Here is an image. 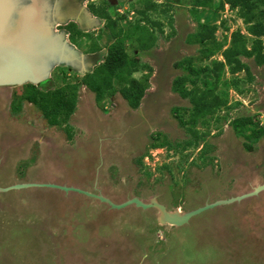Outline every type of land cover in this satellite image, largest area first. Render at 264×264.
<instances>
[{"label":"rangeland","instance_id":"374dc122","mask_svg":"<svg viewBox=\"0 0 264 264\" xmlns=\"http://www.w3.org/2000/svg\"><path fill=\"white\" fill-rule=\"evenodd\" d=\"M85 1L89 6L102 2ZM184 1L174 5V21L164 23V34L155 28L153 34L159 36L147 52L141 47L150 43V30H124L129 31L124 39L128 53L134 51L153 68L150 87L138 108H131L119 93L97 103L95 93L82 85L76 110L67 122L55 126L47 123L40 108L21 98L29 84L0 87V140H13L0 165V186L53 182L58 174L62 179L57 183L100 192L116 203L133 196L146 201L155 197L170 211L186 212L264 183V135L248 139L232 124L234 119L251 117L256 129H264V67L253 58L243 57L253 71L252 79L245 71L236 74L243 93L232 86L228 91L221 87L230 77L228 72L215 90L222 98L229 93L230 108H220L213 115L219 120L212 118V122L219 126L210 128L209 147L201 139L183 147L185 141L196 139L178 119L188 118L191 104L171 88L180 73L174 62L199 50V45L185 41L196 29L197 16ZM133 5L139 6V1L112 3L113 19H120L125 27L136 22L139 17ZM221 16L231 28L220 29L219 39L239 26L245 31L243 20L229 6ZM100 20L97 28L68 35L83 52L91 42L88 33L103 47L94 54V67L104 60L114 40L109 32L100 35L106 22ZM67 68L55 67L43 89L62 86L64 73L72 82L80 79L81 74ZM176 106L184 108L174 111ZM195 128L204 130L200 118ZM158 133L175 147L152 148ZM151 149L152 156L147 153ZM0 212L21 215L12 221L11 229L0 228V264H264V191L205 210L181 226L160 223L155 208L113 209L94 197L41 187L0 192Z\"/></svg>","mask_w":264,"mask_h":264},{"label":"trees","instance_id":"16d2710c","mask_svg":"<svg viewBox=\"0 0 264 264\" xmlns=\"http://www.w3.org/2000/svg\"><path fill=\"white\" fill-rule=\"evenodd\" d=\"M138 1L139 6L133 5L132 9L139 18L136 22L130 23L126 27L119 24L120 19H113V13L110 10L112 3L109 0H102L99 6L90 3L89 7L93 13L106 21L100 31V35H103L104 32H109L114 39L109 45L104 60L97 64L91 72L80 76V79L78 81L74 80V82L68 77L67 73H64L62 75L63 84L57 88L48 87L46 89H39L35 85L27 83L30 88L21 98L28 100L40 108L49 125H60L70 119L76 110L79 90L82 85L95 93L97 103L105 100L107 96L110 97L119 93L131 108L140 107L144 95L150 87L153 68L148 64L142 63L134 55V51L133 54L128 53L125 40L129 36V31L125 32L124 30L127 27L141 31L148 29L153 34L155 28H157L160 34H164V23L165 25H172L174 16L170 12L174 5L180 3V0ZM215 1H184V4L193 7L197 16L196 29L187 35L186 41L187 43L199 45V50L197 55L184 56L174 62V67L179 69L180 73L174 77L171 88L173 92L182 98L189 99L191 104L188 118H182L180 115L178 119L181 126L191 131L193 137L196 139L185 141L183 147L190 144L195 145L198 139L205 140L203 141L205 147H209L208 136L211 133L210 128L213 125L219 126L215 122L219 118L213 115L220 108H230L228 107L229 93H226L223 98L215 93V90L219 89V82H221V78L225 75V72L230 73V77L222 81L221 87H224L228 91L230 86H232L235 89L237 88L238 92L243 93L244 89L240 88L239 85L241 80L236 74L245 71L248 79H252L253 77V71L249 63L244 61L243 57L253 58L258 66L264 67V0H219L218 5H215ZM227 4L229 9L235 11L237 16L243 20L247 34L243 33L242 29L239 28L232 31L229 36L226 34L223 39L218 40L216 32L220 28L224 32H228L231 28L228 20L223 19L221 16ZM113 7L116 8V6ZM122 18L126 19V16H122ZM219 20L220 24L217 23ZM68 28L70 36L73 33H86L80 30L74 22L70 23ZM88 34L91 42L87 52L95 53L101 50L103 47L94 40L93 35ZM157 36L159 34L150 35V43L141 47L143 51L147 52L155 47ZM154 37L156 39H153ZM229 37L230 41L228 43ZM226 44L228 45L224 48ZM218 55H222L223 59L220 60ZM68 71L72 72L69 69ZM135 72H142L141 77H135ZM48 82H51V80H48L46 83ZM224 88L223 90H225ZM183 108L176 106L173 110L180 111ZM208 114H210L209 118L211 120L206 117ZM199 118L202 121L204 130L195 128ZM212 118L215 119L214 122H212ZM232 124L239 134L248 139L251 135L255 136H253L255 140L264 135V129H256V124L251 117L234 119ZM173 146L175 147L161 133H158L156 136L154 135V141L151 144L152 148L165 147L173 149ZM151 151L152 149L147 153L152 156ZM202 157L204 159L207 158L205 154Z\"/></svg>","mask_w":264,"mask_h":264},{"label":"water","instance_id":"95a60500","mask_svg":"<svg viewBox=\"0 0 264 264\" xmlns=\"http://www.w3.org/2000/svg\"><path fill=\"white\" fill-rule=\"evenodd\" d=\"M112 1L115 3L117 0ZM68 5V0H0V87L27 83L45 84L57 66H67L70 71H77L81 75L91 72L95 65L94 53L78 49L68 40V31L56 27L73 21L80 30L88 32L97 28L101 20L83 4L77 6L75 12H71ZM31 186H50L65 192H77L105 202L113 209L130 205L142 209L155 208L159 212L160 223L175 226L188 223L192 217L205 210L240 202L264 191V183H261L245 193L206 202L186 212L179 209L170 211L155 197L146 201L133 196L116 203L100 192L93 193L65 184L17 183L7 187L0 186V192Z\"/></svg>","mask_w":264,"mask_h":264},{"label":"flooded vegetation","instance_id":"af4514ba","mask_svg":"<svg viewBox=\"0 0 264 264\" xmlns=\"http://www.w3.org/2000/svg\"><path fill=\"white\" fill-rule=\"evenodd\" d=\"M111 3L113 2L112 0H109ZM68 2H69V7H70V9H71V12H75L76 11V8H77V6H79L80 4H83V5H85L88 9H89V4L87 5L85 2V0H68ZM85 3V4H84ZM91 11V10H90ZM92 12V11H91ZM73 14H75V13H73ZM97 16V15H96ZM73 21H69L67 24H64L62 27H58V29H66V30H68L67 28H66V26H69V24L70 23H72ZM68 32H69V30H68ZM34 85V84H33ZM46 84H42V85H35L36 87H38L39 89H43V87L45 86ZM14 86H19V85H14ZM47 88V87H46ZM12 107H13V103L11 102V109H12ZM15 107H17V106H15ZM15 107H14V109H15ZM56 126V125H55ZM8 138H4V139H2V140H0V147H1V153H0V165L2 164L1 162L4 160V158L6 157V155H7V149L8 148H10V147H12L11 145H12V142H13V140L12 141H9V140H7ZM22 142V141H21ZM20 143V142H19ZM41 149V148H40ZM41 154H42V152H41ZM40 154V155H41ZM61 165H57L56 164V168L57 167H60ZM57 176V178L58 179H62V178H59V177H61V176H58V174L56 175ZM58 179H55V180H51V181H53V182H42V181H45V180H40L41 182H31V183H55V184H59V185H64V184H60V183H57L58 181ZM39 181V180H38ZM46 181H48V180H46ZM20 183H25V182H20ZM62 183V182H61ZM14 184H17V183H14ZM14 184H11V185H14ZM11 185H7V186H11ZM7 186H1V187H7ZM69 186V185H68ZM71 186H73V185H71ZM31 187H41V188H50V189H58V190H61V191H63L62 189H59V188H56V187H50V186H31ZM27 188H29V187H27ZM23 189V188H22ZM253 189V186H252V188H251V190ZM11 190H14V189H11ZM10 191V190H9ZM7 192V191H6ZM65 192V191H64ZM71 192H73V191H71ZM77 193V192H76ZM232 195H230L229 197H231ZM228 197V198H229ZM10 204V203H9ZM15 214H17V213H15ZM18 217H21V215H19L18 216V214H17V216H14L13 215V213L12 214H5L4 212H0V228H2L3 230L4 229H11L12 228V221H15V220H17V218ZM28 225V223L26 224V226ZM23 226V225H22Z\"/></svg>","mask_w":264,"mask_h":264},{"label":"crops","instance_id":"0c3cea01","mask_svg":"<svg viewBox=\"0 0 264 264\" xmlns=\"http://www.w3.org/2000/svg\"><path fill=\"white\" fill-rule=\"evenodd\" d=\"M227 6H228V4L226 5V7H227ZM173 9H174V7H173ZM173 9H172V10H173ZM172 10H171V12H172ZM171 12H170V13H171ZM173 16H174V15H173ZM240 19H241V18H240ZM175 21H176V17H175ZM217 23L220 24V20L217 21ZM244 25H245V24H244ZM163 28H164V27H163ZM239 28L242 29V32H243V33L247 34V32H246V28H245V31H244L243 27L239 26ZM220 29H221V28H220ZM220 29H219V30H220ZM219 30H218L217 32H219ZM235 30H236V29H235ZM217 32H216V36H217L218 40H221V39H219V37H218V35H217ZM185 41H186V39H185ZM229 41H230V37L228 38V43H229ZM186 43H187V41H186ZM187 45L190 46L191 44H188V43H187ZM193 45H194V44H193ZM227 45H228V44H226V45L224 46V48H226ZM216 57H217V56H216ZM218 58H219L220 60L223 59L222 55H218ZM55 179H56V178H55ZM65 181L68 182V180H65ZM72 184H73V183H72ZM75 184H78V183L75 182Z\"/></svg>","mask_w":264,"mask_h":264},{"label":"clouds","instance_id":"9594fccd","mask_svg":"<svg viewBox=\"0 0 264 264\" xmlns=\"http://www.w3.org/2000/svg\"><path fill=\"white\" fill-rule=\"evenodd\" d=\"M100 18V17H99ZM68 34H69V32H68ZM86 53H88V52H86ZM95 54V53H94ZM52 73V72H51ZM51 79V78H50ZM32 84V83H31ZM46 84V83H45ZM151 154H152V151H151Z\"/></svg>","mask_w":264,"mask_h":264}]
</instances>
